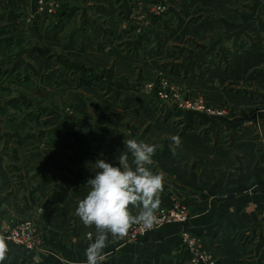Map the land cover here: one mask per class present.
Masks as SVG:
<instances>
[{"label":"rangeland","instance_id":"374dc122","mask_svg":"<svg viewBox=\"0 0 264 264\" xmlns=\"http://www.w3.org/2000/svg\"><path fill=\"white\" fill-rule=\"evenodd\" d=\"M223 1L228 5L211 0L182 5L177 0H0V237L8 247L0 264H38L33 256L44 248V231L39 219L23 209L34 203L38 210L50 201L71 207L72 200H61L73 179L69 172L79 162L89 167L103 159L92 157L98 148L115 157L113 146H125L124 140L159 145L160 158L168 165L172 157L186 175V191L198 197L216 171L225 178L249 171L242 146H264L260 124L249 126L252 133L242 138L237 125L223 127L216 118L195 119V127L178 122L190 113L178 105L190 100L226 110L225 120L236 109L244 111L240 117L245 120L249 110L264 113V66L241 72L233 61L237 54L241 59L254 51L264 54V0ZM158 7L166 10L158 13ZM205 53L212 66H200ZM160 94L171 99L163 101ZM174 136L180 137L178 146ZM185 142L207 151L180 159ZM216 160L217 166L211 163ZM153 172L163 173L166 181L162 170ZM179 188L164 183L169 202L162 206L173 200L185 205ZM190 218L178 223L179 236L185 230L198 238L187 227ZM25 221H31L41 241L37 250L7 239ZM256 223H263L262 216ZM259 226L263 230L256 224L232 231L231 239L242 247L249 240L264 241ZM126 237L122 241L131 243ZM178 250L185 252L181 245ZM253 252L246 261L264 264V251ZM78 263L67 256L60 264Z\"/></svg>","mask_w":264,"mask_h":264},{"label":"crops","instance_id":"0c3cea01","mask_svg":"<svg viewBox=\"0 0 264 264\" xmlns=\"http://www.w3.org/2000/svg\"><path fill=\"white\" fill-rule=\"evenodd\" d=\"M179 1L180 5H182V2L185 3V0H177V2ZM211 1H214L217 6L226 4L223 0ZM209 54L205 53L204 55L206 57L204 55L201 57L202 63L200 66H212L209 61ZM236 57L233 61L241 72L263 69L264 54L259 55L254 51L247 59H241L238 54ZM194 68L196 66L192 67V69ZM236 110L231 120H225L226 118H208V120H221L223 121L221 125L227 128L230 125H237V130L242 135V138L252 133L249 127L251 125L255 126L260 124L264 131V113L249 110L247 114L249 117L245 120V118L240 117L244 111ZM201 117L204 116L184 113L178 122L182 125L190 124L195 127L198 125L195 124L194 120H200ZM184 145L180 149V159H184L187 153L191 155V152L195 150H201L204 153L207 151L206 148L202 150L199 146H188L186 142ZM113 147L116 151L115 157L112 155H102L99 153V148L92 157L94 159L102 157L106 162L118 166L117 157L123 151H127V149H125V146ZM242 147L244 148L249 171L245 174H239L237 172L232 174L231 178H225L220 170L216 171L214 179L211 182L207 181L209 185L198 190L200 197L197 196L198 193L193 195L189 193L188 185L182 183L187 180V178H184L186 175L183 174L182 169L179 170L176 167L175 162L172 161V157L166 160L168 163L166 165L163 158H160L158 155L157 150L152 157L154 165L151 164L149 166L152 169L156 166L166 173V181L164 183H167L169 186L175 189L179 188L176 186L178 183L183 186L179 188L182 191L180 192L181 194H177L186 200L185 205L191 215L190 220L187 222V227L198 236L203 249L209 250L214 254L218 264H250V262L246 261V257L250 256L249 254L251 252L254 254L253 250L257 251V253H260L262 250L264 251V241L260 240V238L254 241L249 240L244 247L236 245L231 239L232 231L245 228L250 230L256 224H262L263 230H260V226L259 230L264 232V146ZM256 158H258V164H255L257 162ZM95 161H91L92 164L89 163V167H86L85 163L79 162L78 166L74 165L75 170L73 172L68 171L73 179L70 185L65 184L62 192L63 198L61 200L66 198L72 200L73 205L71 204V207L66 208L60 202L50 201L38 210L32 202V206L27 205L23 209L26 216H33L35 219H39L40 229L42 228L44 231V248L40 253L33 256L38 264H60L64 262L67 256L71 259L75 258L79 262L78 264H87L85 251L89 244L94 242L96 229L94 225L84 226L80 218L76 215V209L78 202L84 199L90 191V186L87 185V181L95 176ZM129 161L130 163L132 161L130 154ZM211 163L215 164V166L218 165L217 160L215 163ZM158 169L153 171L157 172ZM90 170L92 172L88 173ZM68 175V173L64 175V180H68L65 178ZM60 180L62 181V179ZM47 196L46 194L40 199H45ZM195 196L198 200L193 198ZM159 198V207L167 205L169 202L168 195L164 189L160 193ZM54 206L59 209H55ZM131 211L135 215L138 209L131 208ZM62 214H66V223L63 221L64 217ZM257 216H262L263 223H256ZM181 229L182 226L178 223L166 224L158 230L148 233L137 243H126L120 239H113L111 234H109V242L104 249V253L107 254V259L103 264H185V260L189 256L186 252L181 253L178 250ZM224 233H227V237L221 239L219 235L224 236ZM89 234H91V240L89 239Z\"/></svg>","mask_w":264,"mask_h":264},{"label":"clouds","instance_id":"9594fccd","mask_svg":"<svg viewBox=\"0 0 264 264\" xmlns=\"http://www.w3.org/2000/svg\"><path fill=\"white\" fill-rule=\"evenodd\" d=\"M218 83V82H217ZM174 145L180 144V137L172 138ZM125 149L118 157V166L104 159L95 161L94 178L87 181L90 191L78 202L76 215L84 226H95V240L85 251L87 264H103L107 259L104 249L113 239L123 240L132 225H142L144 229L154 228L156 211L160 205V193L163 191V173H154L150 169L159 145L124 140ZM173 155L176 148H172ZM129 154L132 161H129ZM131 208L138 209L133 214ZM91 234L89 239L91 240ZM7 244L0 237V262L6 258Z\"/></svg>","mask_w":264,"mask_h":264},{"label":"built area","instance_id":"2783aa9c","mask_svg":"<svg viewBox=\"0 0 264 264\" xmlns=\"http://www.w3.org/2000/svg\"><path fill=\"white\" fill-rule=\"evenodd\" d=\"M166 10V7H158L157 12L161 13ZM160 99L163 101L170 100L171 97L167 94H160ZM183 110L190 113L201 115L208 118H225L227 111L221 109H213L206 106L202 100H190L178 105ZM157 221L153 229L146 230L142 225H134L128 232L127 241L131 243L139 242L145 235L158 230L160 227L169 223H185L189 218V210L182 203L173 200L168 207L160 206L156 211ZM7 239L15 246L24 250L34 251L41 246V241L37 239L36 229L31 221H25L12 228L7 235ZM199 238L195 237L187 231L180 234V245L188 254L187 264H214L211 257L207 256L200 247Z\"/></svg>","mask_w":264,"mask_h":264}]
</instances>
